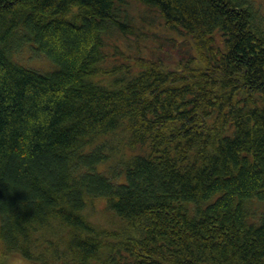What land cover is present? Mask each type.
<instances>
[{
	"label": "trees",
	"instance_id": "16d2710c",
	"mask_svg": "<svg viewBox=\"0 0 264 264\" xmlns=\"http://www.w3.org/2000/svg\"><path fill=\"white\" fill-rule=\"evenodd\" d=\"M132 3L192 52H139ZM255 203L254 0H0V264H264Z\"/></svg>",
	"mask_w": 264,
	"mask_h": 264
},
{
	"label": "rangeland",
	"instance_id": "374dc122",
	"mask_svg": "<svg viewBox=\"0 0 264 264\" xmlns=\"http://www.w3.org/2000/svg\"><path fill=\"white\" fill-rule=\"evenodd\" d=\"M256 4H259L262 9L264 10V0H254ZM129 12L132 16V19L134 20L133 31L137 32L136 30H140L141 32L139 34L137 33H131L128 38L130 42H132L135 46V44H139V52H141L144 55L149 54V51H156V55L159 56V58H164V62L169 64V66L174 65L176 62L175 60H179V57L181 56V52L186 50H191V47H189V42L183 38H181L179 35L172 33L170 30H165L163 26L160 25V19L157 15H155V11L152 9H147L140 3H132L129 5ZM112 41H115L117 43H120L121 45H125V38H121L118 36H114ZM133 48V46L131 47ZM135 49V47H134ZM21 58H27L26 52L21 55ZM173 63V64H172ZM34 65H45L43 61H38L35 63H32ZM172 64V65H171ZM258 203L253 204L251 208L254 210L257 209L256 206H258ZM102 205H99L98 207L101 208ZM260 209H264V204L259 205ZM102 216V215H98ZM10 258V256H8ZM14 256L11 257V261H15L16 263L21 262L18 259H14Z\"/></svg>",
	"mask_w": 264,
	"mask_h": 264
}]
</instances>
